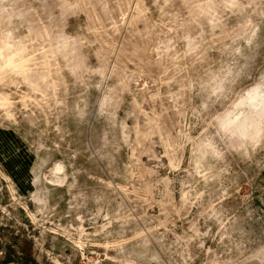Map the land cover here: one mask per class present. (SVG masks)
Returning a JSON list of instances; mask_svg holds the SVG:
<instances>
[{"label":"rangeland","instance_id":"1","mask_svg":"<svg viewBox=\"0 0 264 264\" xmlns=\"http://www.w3.org/2000/svg\"><path fill=\"white\" fill-rule=\"evenodd\" d=\"M13 2L34 51L66 32L87 61L0 84V264H264V146L188 138L207 68L264 72V0Z\"/></svg>","mask_w":264,"mask_h":264},{"label":"clouds","instance_id":"2","mask_svg":"<svg viewBox=\"0 0 264 264\" xmlns=\"http://www.w3.org/2000/svg\"><path fill=\"white\" fill-rule=\"evenodd\" d=\"M217 6L196 3L192 11L204 15ZM233 6L242 7L238 4ZM14 9L13 0H0V84L31 82L40 91L62 64L73 76L86 70L87 54L82 39L63 32L54 48L44 57L34 51L21 35L20 28L13 24ZM236 73L230 63H220L207 68L189 85L190 89L198 90L201 101L207 103L206 108H201L198 133L194 138L189 133L188 137L202 155L219 156L221 146L237 151L264 146V72L241 74L239 77ZM248 92L253 95L251 103L245 105L242 114L233 111L231 102L237 94Z\"/></svg>","mask_w":264,"mask_h":264}]
</instances>
